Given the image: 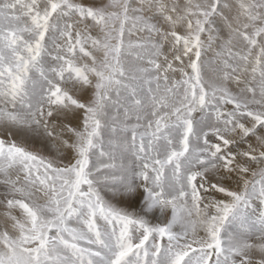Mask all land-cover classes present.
I'll return each mask as SVG.
<instances>
[{"label": "snow or ice", "instance_id": "snow-or-ice-1", "mask_svg": "<svg viewBox=\"0 0 264 264\" xmlns=\"http://www.w3.org/2000/svg\"><path fill=\"white\" fill-rule=\"evenodd\" d=\"M0 264H264V0H0Z\"/></svg>", "mask_w": 264, "mask_h": 264}]
</instances>
